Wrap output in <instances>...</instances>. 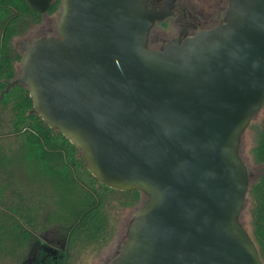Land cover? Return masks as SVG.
<instances>
[{
  "label": "water",
  "instance_id": "water-1",
  "mask_svg": "<svg viewBox=\"0 0 264 264\" xmlns=\"http://www.w3.org/2000/svg\"><path fill=\"white\" fill-rule=\"evenodd\" d=\"M45 13L53 0H25ZM59 0L55 33L20 40L15 84L103 184L139 190L107 264H264L240 220L242 134L264 106V0H228L210 28L148 45L173 0Z\"/></svg>",
  "mask_w": 264,
  "mask_h": 264
},
{
  "label": "trees",
  "instance_id": "trees-1",
  "mask_svg": "<svg viewBox=\"0 0 264 264\" xmlns=\"http://www.w3.org/2000/svg\"><path fill=\"white\" fill-rule=\"evenodd\" d=\"M58 7L59 0H53L45 13L54 14ZM42 16L25 0H0V104L10 103L13 123L0 134V264H67V253L61 257L49 253L45 263L32 260L39 237L50 228L63 237L93 242L96 248L108 238V221L93 183L112 187L101 183L87 169L80 150L37 112H30L33 118L26 121L25 111L33 104L25 85L18 83L4 91L18 73L13 62L21 57L12 49V39L27 36ZM261 110L264 113V106ZM252 120L248 125L253 134L249 154L259 165V174L251 180L248 168L246 198L250 233L264 263V117L261 122ZM239 153L247 164L240 147ZM121 191L134 194L135 202L141 195L136 189Z\"/></svg>",
  "mask_w": 264,
  "mask_h": 264
},
{
  "label": "rangeland",
  "instance_id": "rangeland-1",
  "mask_svg": "<svg viewBox=\"0 0 264 264\" xmlns=\"http://www.w3.org/2000/svg\"><path fill=\"white\" fill-rule=\"evenodd\" d=\"M186 1L191 7L196 10L205 12L216 11L219 16L223 15L227 7L228 0H179ZM217 18V17H215ZM56 13H43L40 22L36 23L27 36L20 38L14 37L11 41L13 50L21 53L19 47L20 40H28L36 38L40 35L53 34L55 32ZM169 22V21H168ZM161 26L159 23L155 28ZM18 61L13 62V66L19 72ZM10 103L5 105L0 104V134L6 132L13 126L10 118ZM30 112H36L34 108H28L25 114L28 115L26 121L32 119ZM264 117L262 110L258 112L256 117L252 120L261 122ZM253 144V134L249 127L246 128L242 134L240 148L242 155L247 159V166L251 171V180L256 178L259 174V165L255 164L250 157L249 149ZM79 153V152H78ZM77 153V154H78ZM97 200L100 202V207L103 209L107 219V241L100 248L95 247V243H85L78 240L75 236L63 237L62 233L56 228H50L39 237L38 246L33 252L32 260L35 262L45 263L46 257L49 253L62 254L67 253V264H107L123 247L126 242V225L132 213L137 209L144 199L141 193L138 201H133L134 194L130 192H123L119 189L107 188L96 181L93 183ZM247 197V196H246ZM241 220L244 226L251 230V213L249 210V198H246L245 206L241 212Z\"/></svg>",
  "mask_w": 264,
  "mask_h": 264
},
{
  "label": "flooded vegetation",
  "instance_id": "flooded-vegetation-1",
  "mask_svg": "<svg viewBox=\"0 0 264 264\" xmlns=\"http://www.w3.org/2000/svg\"><path fill=\"white\" fill-rule=\"evenodd\" d=\"M163 4L164 0L150 1V5H156L157 7H161ZM172 10L173 13L170 16L156 21L151 27L148 34V45L150 47L160 48L163 43L174 37L182 39L194 34L197 29L210 28L218 24L224 15L223 13L219 16V12L216 11L196 10L188 2L179 0H173ZM159 23H161V26L155 28Z\"/></svg>",
  "mask_w": 264,
  "mask_h": 264
}]
</instances>
